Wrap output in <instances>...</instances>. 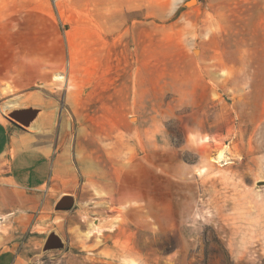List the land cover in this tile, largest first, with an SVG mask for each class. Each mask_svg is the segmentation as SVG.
<instances>
[{
	"label": "rangeland",
	"instance_id": "rangeland-1",
	"mask_svg": "<svg viewBox=\"0 0 264 264\" xmlns=\"http://www.w3.org/2000/svg\"><path fill=\"white\" fill-rule=\"evenodd\" d=\"M7 68L0 118L106 172L108 259L60 264H264V0H0Z\"/></svg>",
	"mask_w": 264,
	"mask_h": 264
},
{
	"label": "crops",
	"instance_id": "crops-1",
	"mask_svg": "<svg viewBox=\"0 0 264 264\" xmlns=\"http://www.w3.org/2000/svg\"><path fill=\"white\" fill-rule=\"evenodd\" d=\"M40 52L44 56L43 49ZM12 75V69L0 70V90L1 84ZM34 139L32 132L0 118V264H47L46 259H57L53 264H60L58 259H108L107 230L102 228L94 235L82 218L89 216L97 220V227L103 224V213L98 211L101 201H98L99 197L104 198L98 193L107 191L106 172L92 161L90 168L100 169L95 173L90 171L96 179L78 189L72 166L66 160L56 161L51 150L36 146ZM96 189L100 191L96 193ZM65 196H72L77 205L96 201V206L57 211V203ZM60 221L64 225L57 228ZM54 230L67 237L65 257L57 253L61 251H44L47 238ZM68 264L77 263L70 260Z\"/></svg>",
	"mask_w": 264,
	"mask_h": 264
},
{
	"label": "water",
	"instance_id": "water-1",
	"mask_svg": "<svg viewBox=\"0 0 264 264\" xmlns=\"http://www.w3.org/2000/svg\"><path fill=\"white\" fill-rule=\"evenodd\" d=\"M7 117L26 128H33L38 122L43 113V109L34 106H24L20 108H13L5 111ZM75 201L72 196L63 197L56 205L57 211H70L74 208ZM65 244L62 238L56 233H51L44 246V251L60 250L64 249Z\"/></svg>",
	"mask_w": 264,
	"mask_h": 264
},
{
	"label": "bare ground",
	"instance_id": "bare-ground-1",
	"mask_svg": "<svg viewBox=\"0 0 264 264\" xmlns=\"http://www.w3.org/2000/svg\"><path fill=\"white\" fill-rule=\"evenodd\" d=\"M5 111H7V110H9V109H12V105H7V106H5ZM4 113H6V112H4ZM221 158V157H220Z\"/></svg>",
	"mask_w": 264,
	"mask_h": 264
}]
</instances>
